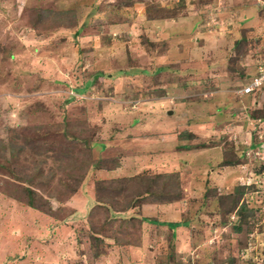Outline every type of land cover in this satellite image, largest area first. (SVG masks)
Wrapping results in <instances>:
<instances>
[{"label":"rangeland","instance_id":"1","mask_svg":"<svg viewBox=\"0 0 264 264\" xmlns=\"http://www.w3.org/2000/svg\"><path fill=\"white\" fill-rule=\"evenodd\" d=\"M259 64L264 0H0V264H264V87L237 93ZM176 172L184 199L127 214L155 223L106 220L96 181Z\"/></svg>","mask_w":264,"mask_h":264},{"label":"trees","instance_id":"2","mask_svg":"<svg viewBox=\"0 0 264 264\" xmlns=\"http://www.w3.org/2000/svg\"><path fill=\"white\" fill-rule=\"evenodd\" d=\"M264 111L261 110H255L254 111V119H260L264 120ZM188 131H183L179 137H189L190 139H187L188 143L186 144H179L177 147L178 149H195L198 147L205 146L202 144L203 142L200 143H193L194 141V134ZM86 143V149L88 152H90L91 156L95 154L93 151H91L93 148H105L104 143L102 141H95L92 137H87L85 140ZM105 152V151H104ZM101 152L99 153V155ZM111 157H104L103 155L99 156L98 159H88V160H93V163L89 166V171L87 174H92L94 170L96 169H113L114 167L118 166L119 163L115 158ZM224 166H230V165H235L240 163L239 160H237L233 155L230 154V152H224V162H222ZM86 164L87 160H86ZM85 164V165H86ZM88 176V175H87ZM96 196L99 197V199H103L102 202H100L99 206L103 207V209H106V220L108 221H113L116 223L117 220H121L124 222V224H130V225H135L138 222H143V220H148L149 222H156L152 219L148 218H142L140 219L139 216H131L128 217L127 214L129 211H134L137 208H142V205L144 202H146L148 199H154L155 201H160L161 199L167 200L169 203H174L176 201H181L184 199V189L183 186L181 185V175L180 173H167V174H158L155 176H150L147 173L146 174H140L138 173L137 175H133L131 177H126V178H121V179H113V180H98L96 181ZM212 188L209 187L207 189V193L205 194L206 199L208 200L210 197L212 198ZM250 189V186H245L242 185L238 187L237 189H234L233 192H231L229 195L233 196L231 198L233 200V207L228 203L229 200L226 202L224 200V196H228L226 194H217L218 199L217 200V205L214 200H212V205H215L216 207L218 206L220 208V211L225 212L226 214H230L232 211L235 210L234 208V203L238 207L241 198L246 195L248 190ZM99 191H101L99 193ZM105 192V195L102 193ZM107 193V194H106ZM244 193V194H243ZM214 197V196H213ZM206 201V200H205ZM22 203V202H21ZM165 203V202H161ZM220 203V204H219ZM24 204V203H23ZM119 205V208H118ZM205 207H208L210 205L209 200L206 201V204H204ZM27 206V205H26ZM29 206L35 207L33 204H29ZM125 207V208H122ZM204 206H202L203 208ZM115 210L114 211H109L110 209ZM122 208V209H120ZM95 210H100V208L94 209V215L98 216L101 218V213L100 212H95ZM240 214H241V219L243 220V217L247 219L248 215H246V204H242L241 208H239ZM257 211H260L259 208H257L255 213ZM115 213H121L124 216H115ZM245 214V216H243ZM240 216V215H239ZM244 219V220H245ZM189 221H187L188 223ZM242 222V221H241ZM241 222L239 224H241ZM158 223V222H157ZM140 224H138L139 226ZM178 225V224H177ZM172 227H175L176 225L173 223L171 224ZM236 229H238L237 223L234 224ZM240 227V226H239ZM240 230V228L238 229ZM98 237H101L98 235ZM101 253L97 254L98 256ZM96 255V256H97ZM97 256V257H98Z\"/></svg>","mask_w":264,"mask_h":264},{"label":"crops","instance_id":"3","mask_svg":"<svg viewBox=\"0 0 264 264\" xmlns=\"http://www.w3.org/2000/svg\"><path fill=\"white\" fill-rule=\"evenodd\" d=\"M260 94H261V92H259L258 94H257V96H260ZM255 103H256V101H255ZM257 104H259V103H257ZM252 109H254V110H258V108H255V107H253L252 106ZM180 136V135H179ZM178 136V140H179V142H177V146H176V149L177 150H180V151H183V152H185V151H188V152H191V151H194V152H196L197 150H195V149H191V150H188V149H178L177 147L179 146V144H180V140H181V137H179ZM196 137H197V134L195 135ZM170 141V140H169ZM199 140H194L193 141V143H197ZM197 149V148H196ZM107 150V149H106ZM164 151L165 152H172V151H175V147L174 148H172V149H170V150H166V149H164ZM192 154V153H191ZM167 156L169 157H166V159L168 160V163H171V164H174V165H177V163L179 162V159L178 158H176V156H172V155H168L167 154ZM174 165H172V167H175ZM189 166H191V165H189ZM186 168V167H185ZM148 171V169L147 170H143L142 172H147ZM185 178V177H184ZM183 189H184V187H183ZM23 206V205H22ZM19 210H24V211H26V213L25 212H21L20 211V214H33V215H35V212H33L32 210L31 211H27L26 210V208L25 207H19ZM34 210V209H33ZM35 211V210H34ZM28 212V213H27ZM30 212V213H29ZM14 213H16L15 211H14ZM20 214H18V215H16L15 217H20V216H25V215H20ZM132 250L130 251V250H128V251H130L133 255L135 254V253H138V252H140V251H142L143 250V248L142 249H138V250H135V247H130ZM137 248V247H136ZM10 256H12V255H10ZM138 259H140V260H142V258L141 257H139Z\"/></svg>","mask_w":264,"mask_h":264},{"label":"built area","instance_id":"4","mask_svg":"<svg viewBox=\"0 0 264 264\" xmlns=\"http://www.w3.org/2000/svg\"><path fill=\"white\" fill-rule=\"evenodd\" d=\"M263 84H264V66H260L257 75L254 76V78L251 80L249 84L237 90V93L241 95L249 94L255 91L256 89H258L259 87H261Z\"/></svg>","mask_w":264,"mask_h":264},{"label":"clouds","instance_id":"5","mask_svg":"<svg viewBox=\"0 0 264 264\" xmlns=\"http://www.w3.org/2000/svg\"><path fill=\"white\" fill-rule=\"evenodd\" d=\"M260 66H264V64H259V65L257 66V68H256L255 74L250 75V76L247 77V80H248L247 84H249V83L251 82V80L254 78V76L257 75ZM247 84H245V85H247ZM245 85H244V86H245ZM242 87H243V86H242ZM242 87H241V88H242ZM263 87H264V84H263L261 87H259V88H263ZM259 88H258V89H259ZM258 89H256L255 91H253V92H251V93H249V94H254V92H256ZM249 94H245V95H249ZM237 95H238V94H237ZM245 95H238V96H239V97H243V96H245ZM245 186H246V185H245ZM248 186H251V184H248Z\"/></svg>","mask_w":264,"mask_h":264},{"label":"bare ground","instance_id":"6","mask_svg":"<svg viewBox=\"0 0 264 264\" xmlns=\"http://www.w3.org/2000/svg\"><path fill=\"white\" fill-rule=\"evenodd\" d=\"M262 165V164H261ZM262 167V166H261ZM242 186V185H241ZM244 194V193H243ZM244 201V200H243Z\"/></svg>","mask_w":264,"mask_h":264}]
</instances>
